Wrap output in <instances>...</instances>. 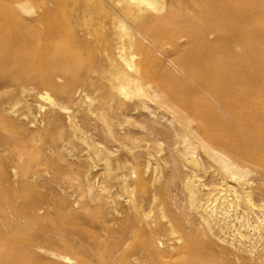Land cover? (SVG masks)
Segmentation results:
<instances>
[{
	"label": "rangeland",
	"instance_id": "rangeland-1",
	"mask_svg": "<svg viewBox=\"0 0 264 264\" xmlns=\"http://www.w3.org/2000/svg\"><path fill=\"white\" fill-rule=\"evenodd\" d=\"M138 3L0 0L4 27L14 16L30 23L45 17L46 31L67 29L65 38L42 44L49 54L39 53L43 64L37 65L61 69L52 77L40 82L36 70L25 67L23 81L12 82L20 64L0 68V249L28 248L40 264H103L107 256L111 264L264 258V182L253 170L231 176L191 136V122L166 105L164 91L179 90L182 81L191 86L174 58L186 61L192 53L165 43L162 51L174 57L160 55L137 31L144 23L160 36L153 19L159 11L144 5L146 14L136 22L126 11ZM190 31L177 46L190 42ZM9 53L0 46V65ZM198 61L215 63L202 55ZM182 91L179 97L187 95ZM218 127L212 134L226 138L228 126ZM189 233L201 250L197 256L184 244ZM118 243L122 249L113 251Z\"/></svg>",
	"mask_w": 264,
	"mask_h": 264
},
{
	"label": "bare ground",
	"instance_id": "bare-ground-1",
	"mask_svg": "<svg viewBox=\"0 0 264 264\" xmlns=\"http://www.w3.org/2000/svg\"><path fill=\"white\" fill-rule=\"evenodd\" d=\"M144 5H150L154 10L157 9L164 14L167 12L165 15L156 12L158 15L153 16L160 28L158 29L160 36L152 33L147 26L143 25L144 23H140V26L137 27V31L142 36H147L157 46V52L163 57L164 55L173 56L172 52L168 55L162 51L163 45L168 43L172 49L177 48V51L180 49L190 55L192 53L191 58H187L186 61L182 59V56L181 58L178 55L177 58L175 56L176 65L178 64L186 73L191 86H188V82L182 81L180 87L178 86L179 90L164 91V94L167 95L165 96V99L167 98L166 105L173 110L178 119L187 118L191 122V124L187 123L191 136L197 138L205 146L210 156L219 157L231 176L236 177V175L253 170L257 172L258 179L264 182V0H139L136 9L129 8L134 15L129 10L126 12L131 16V19L139 22L146 14L143 9ZM173 6L177 7L176 11H172ZM168 9L170 10L168 11ZM9 17L11 21L7 27H4L3 24L0 25V46L3 50L10 52L8 55L6 54L7 58H1L0 68L11 69V62L20 64L15 66L16 73L10 79L12 82L23 81L21 69H25V67L36 70V76L40 82L44 78L52 77L59 66L53 65L44 68L45 64L37 65V62L41 63L39 53L43 54L46 50L49 54V49H45L42 44H47L46 41L49 38L59 37L61 39L67 35V29L56 26L57 29L53 32L46 31L45 17H39L32 23L15 19L14 16ZM185 17L190 20L189 23L182 19ZM169 21H173L175 24L166 30ZM114 25L115 23H112V26ZM188 28L194 29L195 33L190 31L194 33L192 39L190 38V42L185 46H177L179 38H188ZM52 52L54 53V49ZM194 53L199 54L195 55ZM219 54L223 57L218 58ZM201 55L202 57H214L215 63L200 65L198 60ZM167 59L169 60V58ZM24 62L30 65H22ZM100 75L107 76L105 71H100ZM113 76L115 82L111 84V87L115 89L118 86L119 77L115 72H113ZM125 79L128 80V78ZM45 81L47 80L45 79ZM52 86L54 87V85ZM182 90L187 95L179 97L177 93L182 94ZM226 117L228 120L224 119ZM218 124L223 127L224 124L228 126L230 133L226 138H218V135L215 136L216 132L215 135L212 134V130L216 131L219 128ZM205 140L213 142L217 146L209 145L210 143L207 145ZM185 235L187 234L184 233L183 238ZM193 239L189 233L184 244H186L187 251L189 249L190 255L197 256L201 254V250L198 243L191 241ZM116 249H122L120 243L116 244L113 251ZM32 254L34 253L28 248L19 250L17 254L4 252L0 249V264H40V261L34 259ZM53 254L61 259L69 260L68 257L60 253ZM121 254L124 258L126 250ZM253 254L250 257L241 258L243 262L239 257H236L233 261L226 259L217 261L215 264H257L261 259H264ZM187 256L189 255L187 254ZM103 262V264H111L110 257L107 256ZM211 263L212 261L207 258L200 264ZM78 264H87V262L83 259ZM186 264L195 263L186 262Z\"/></svg>",
	"mask_w": 264,
	"mask_h": 264
}]
</instances>
